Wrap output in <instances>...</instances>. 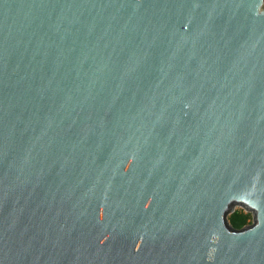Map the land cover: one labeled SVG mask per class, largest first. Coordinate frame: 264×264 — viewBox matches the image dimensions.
I'll use <instances>...</instances> for the list:
<instances>
[{"label":"water","instance_id":"1","mask_svg":"<svg viewBox=\"0 0 264 264\" xmlns=\"http://www.w3.org/2000/svg\"><path fill=\"white\" fill-rule=\"evenodd\" d=\"M0 264H264V0H0Z\"/></svg>","mask_w":264,"mask_h":264},{"label":"trees","instance_id":"2","mask_svg":"<svg viewBox=\"0 0 264 264\" xmlns=\"http://www.w3.org/2000/svg\"><path fill=\"white\" fill-rule=\"evenodd\" d=\"M229 219L234 227L241 228L252 222V213L238 208L230 214Z\"/></svg>","mask_w":264,"mask_h":264},{"label":"rangeland","instance_id":"3","mask_svg":"<svg viewBox=\"0 0 264 264\" xmlns=\"http://www.w3.org/2000/svg\"><path fill=\"white\" fill-rule=\"evenodd\" d=\"M238 208H240V207H236V209H238ZM231 214V213H230ZM230 214H229V216H230Z\"/></svg>","mask_w":264,"mask_h":264}]
</instances>
